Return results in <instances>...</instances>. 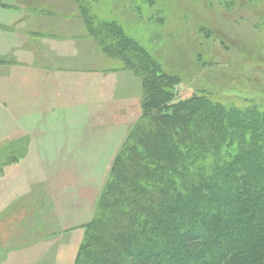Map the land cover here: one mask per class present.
Here are the masks:
<instances>
[{"label":"rangeland","instance_id":"374dc122","mask_svg":"<svg viewBox=\"0 0 264 264\" xmlns=\"http://www.w3.org/2000/svg\"><path fill=\"white\" fill-rule=\"evenodd\" d=\"M1 5L0 89L5 78L15 77L14 68L51 67L92 83L98 102L79 124L93 129L81 131L75 149L46 152L38 179L44 183L26 179L16 191L0 184L7 188L0 193V264H74L114 158L141 114V83L89 37L69 0H2ZM101 12L117 17L130 32H150L155 55L180 74L179 97L207 92L240 107L250 101L264 105V0H141L138 6L115 0ZM1 100L0 95L2 105ZM1 105L0 181L8 174L26 177L36 166L27 174L24 167L9 171L26 157V133L10 142L6 131L16 125Z\"/></svg>","mask_w":264,"mask_h":264},{"label":"trees","instance_id":"16d2710c","mask_svg":"<svg viewBox=\"0 0 264 264\" xmlns=\"http://www.w3.org/2000/svg\"><path fill=\"white\" fill-rule=\"evenodd\" d=\"M69 1L142 90L74 264H264V105L179 97L180 74L155 55L150 32L101 14L115 0Z\"/></svg>","mask_w":264,"mask_h":264},{"label":"crops","instance_id":"0c3cea01","mask_svg":"<svg viewBox=\"0 0 264 264\" xmlns=\"http://www.w3.org/2000/svg\"><path fill=\"white\" fill-rule=\"evenodd\" d=\"M35 69L32 65L12 69L15 77L5 78L0 89L1 103L5 111L9 109L13 126L16 125L15 129L7 130L6 135L11 137V142L17 133L24 131L28 140L26 157L20 159L22 162L17 168L11 166L9 171L24 167L27 174L38 166L37 170L36 167L32 169L31 176L18 175L12 179L8 174L1 178L0 184L9 183L15 191L16 187L23 186L26 179L28 182L34 177L38 180L39 175L44 174L40 167H43L41 161L47 159L46 152H56L65 146L75 149L82 142L81 131L90 133L93 128L79 124L93 115V106L98 102L92 83L83 81L81 76L71 72L74 76L66 77L63 69L51 67L39 71ZM12 80L16 82L13 90L8 87ZM38 181L44 183L45 180ZM22 186L21 189L24 188ZM6 189V186L0 185V193Z\"/></svg>","mask_w":264,"mask_h":264}]
</instances>
